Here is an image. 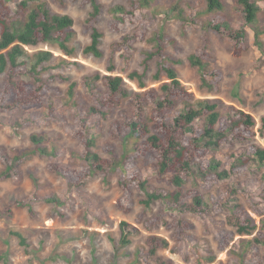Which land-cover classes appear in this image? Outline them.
I'll use <instances>...</instances> for the list:
<instances>
[{
    "label": "rangeland",
    "instance_id": "obj_1",
    "mask_svg": "<svg viewBox=\"0 0 264 264\" xmlns=\"http://www.w3.org/2000/svg\"><path fill=\"white\" fill-rule=\"evenodd\" d=\"M22 1L6 0L11 8H16ZM129 1L99 0L104 8L96 26L103 34L100 46L103 57L97 58L85 52L91 42V31L86 29L92 12L90 4L82 0H29L32 6L46 3L54 13L73 18L75 38L71 46L75 55L67 57L54 43L41 44L36 49L27 47L30 52L45 50L54 55L39 75L49 85L46 103L41 108H21L13 114L0 112V146L10 155L27 153L17 166L19 177L0 179V212L10 200L33 202L32 211L28 206H15L12 217L0 215V264H155L147 255L141 263L135 261L137 249L143 247L152 235L167 240L168 248L161 249L159 255L175 264H238L239 239L252 240L258 231L263 230L264 166L256 161L243 165L238 160L240 153L251 144L264 147V137L260 134L264 124V51L255 43V27L244 22L233 0H225L223 14L233 26L246 31L248 48L236 54L231 41L211 34L210 68L219 69L223 81L217 91H210L203 87L201 74L188 61L202 44L201 30L178 17L181 10L188 15L201 10L206 0H154L150 7L137 11L133 19L125 17L123 22L117 23L111 9ZM258 2L261 11L256 29L264 32V0ZM113 23L118 31L111 29ZM141 23L146 25V39L138 37L129 49L114 50L113 44L131 35ZM159 31L176 41L173 47L167 45L166 52L181 60L176 65L179 78L195 98L214 100L221 111L226 106L242 109L257 122L255 138L243 143H224L222 148L210 153L209 172L203 173L197 166L187 177L183 193L196 190L200 194L208 204L202 213L176 210L164 199L155 200L147 207L144 203L146 192L134 183H130L134 193L132 212L124 214L117 208L130 162L137 165L132 172L140 173L147 181L148 193L168 195L176 189L156 179L151 158L140 160L134 157L132 139L127 137L129 131L122 123L124 117L133 115L132 96L125 98L108 117H90L87 131L75 123L74 104L84 107L94 104L86 82H92L99 73L107 74L110 65L115 67L112 74L125 78L134 90H139V79L133 82L127 79L133 73L142 77L148 88H158L156 63L147 62L145 53L152 50L153 36ZM261 40L264 42V33ZM2 83L3 75H0V95ZM94 84L96 90L105 91L101 81ZM69 125L76 126L77 135L79 130L85 132L84 135L74 137L68 130ZM33 136L42 138L40 147L45 148L46 153L39 152ZM88 140L94 143L91 151L103 158L111 154L104 146L112 144L120 164L80 185L74 171L89 169L86 158ZM62 167L68 172L67 177L54 171ZM5 168L0 159V173ZM224 172L227 175L221 178L219 175ZM184 202L189 204L192 198L188 196ZM238 207L245 210L258 226L251 236L238 235L228 223L229 216ZM176 219L191 225L182 242L174 237L176 230L172 223ZM122 222L138 230L129 245L121 243ZM16 231L25 235L28 247L20 245L12 234ZM222 240L227 242L223 251ZM259 254L264 255L263 245L259 246Z\"/></svg>",
    "mask_w": 264,
    "mask_h": 264
},
{
    "label": "trees",
    "instance_id": "obj_2",
    "mask_svg": "<svg viewBox=\"0 0 264 264\" xmlns=\"http://www.w3.org/2000/svg\"><path fill=\"white\" fill-rule=\"evenodd\" d=\"M61 1V0H59ZM92 7L88 19L87 30L91 31V42L85 48V52L97 58L103 57L100 48L103 37L97 28L103 14L104 6L99 0H82ZM154 0H131L125 5H117L111 9L117 23L124 21L125 17L133 19L136 12L150 7ZM242 19L247 25L255 27V43L263 50L264 42L261 40L263 31L257 30L261 8L258 0H233ZM226 10L225 0H206L205 7L192 12L189 15L180 11L178 17L193 28L201 30V46L188 57L190 65L201 74L202 85L210 91H217L223 81V74L219 69L210 68L211 34H216L231 41L236 54L247 50V33L242 28L233 26L231 20L223 14ZM195 14V15H194ZM206 15L205 19L201 16ZM74 20L66 14L54 13L48 4L40 3L32 6L29 0H23L16 8H11L6 0H0V75H3V83L0 95V112L13 114L19 109L32 110L45 105L49 90L48 82H44L39 75L45 70L44 65L51 62L54 55L50 51L37 50L41 44H57L61 52L67 57L75 55V49L71 44L75 38ZM113 31H118L116 23L110 25ZM147 29L144 23L137 26L131 35L122 38L120 42L113 44L114 50H127L139 38L146 39ZM152 42V50L147 51V62L156 63L155 80L160 83L158 88H148L137 73L129 76V81L139 79L138 89L134 90L122 76L113 75L115 67L110 65L107 74L99 73L92 82H86L91 91L94 104L84 107L78 103L74 104L75 123L81 129H89L88 120L92 116L106 118L113 110L122 105V101L130 96L133 97V115L124 117L123 124L129 131L127 137L132 139L134 157L140 160L152 159L153 171L158 181L167 182L176 189L166 195L159 193H148L146 191L147 181L140 173L134 174L132 170L137 168L134 162L129 172L125 175L122 183L123 195L117 202V208L124 214L132 212L134 206L133 190L130 183L146 192L145 205L147 207L155 200L164 199L172 204L174 209H182L194 213H202L208 208L196 190L188 194L183 193V185L188 176L194 173L198 166L200 171L209 172L211 162L208 157L214 149H220L224 143H243L256 137L255 118L242 109L234 106H226L224 111L219 109V104L210 99H197L187 90L180 80L176 65L181 60L167 54V45L175 46L176 41L163 31L156 32ZM126 52V51H125ZM67 62V59L61 58ZM163 76L165 79H163ZM28 78V80H27ZM101 81L105 88L104 92L96 90L94 83ZM75 125H69L68 130L74 137H81L85 132L79 130ZM264 124L260 134L264 137ZM38 145L40 153H46V149L40 147L42 138L32 137ZM87 163L89 169L84 172L74 171L79 177L80 185H83L90 177L98 173H108L115 169L120 160L115 153L112 144L104 146L105 151L111 153L110 157L103 158L91 151L94 143L87 142ZM27 153H14L10 155L6 149L0 146V159L6 168L0 173V179L5 180L19 177L17 166ZM238 160L245 165L250 161H256L264 166V147L251 144L245 152L240 153ZM214 166V165H213ZM214 168V167H212ZM60 175L67 177L69 174L65 168H55ZM227 174H220L223 178ZM190 196L192 202H184ZM32 201L25 199L10 200L0 212L2 216H13V208L30 207ZM228 223L240 236L253 235L258 226L254 219L240 207L228 218ZM172 227L176 230L174 237L182 242L186 231L191 225L185 220H174ZM121 243L129 245L132 237L137 233V228L122 222ZM262 231H258L252 240L239 239L238 264H264V255L259 254V246H264V223ZM19 240L21 246L28 247V240L20 231L12 232ZM262 236V239L259 238ZM221 239L223 233H220ZM222 240L221 249L225 250L226 244ZM167 240L158 236H149L146 244L137 249L135 261L141 263L142 258L147 255L155 264H175L172 260L159 255L161 249L168 248Z\"/></svg>",
    "mask_w": 264,
    "mask_h": 264
}]
</instances>
